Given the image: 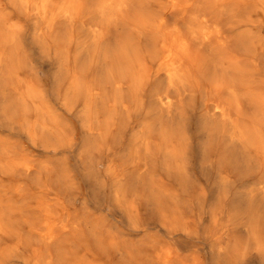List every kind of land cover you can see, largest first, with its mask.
<instances>
[{
    "label": "bare ground",
    "instance_id": "obj_1",
    "mask_svg": "<svg viewBox=\"0 0 264 264\" xmlns=\"http://www.w3.org/2000/svg\"><path fill=\"white\" fill-rule=\"evenodd\" d=\"M20 100L0 264H264V0H0Z\"/></svg>",
    "mask_w": 264,
    "mask_h": 264
},
{
    "label": "rangeland",
    "instance_id": "obj_2",
    "mask_svg": "<svg viewBox=\"0 0 264 264\" xmlns=\"http://www.w3.org/2000/svg\"><path fill=\"white\" fill-rule=\"evenodd\" d=\"M151 19V15L150 18ZM30 24V29L33 27L32 22L29 23ZM29 29V30H30ZM30 58V59H29ZM29 60L27 62L24 63V61L21 59L18 60V63L15 62L16 67H19L22 71H31V70H37V72H50L53 71L54 66L50 64V60L48 58H43L40 57L39 55H37L36 53H29ZM22 62V64H21ZM43 76V73L41 74ZM5 107L7 109L6 113H5V131L4 130H0V134L1 136H4L5 134V146L8 145L9 143L12 144H16V151L22 152V151H29L27 150V148L24 146V140L22 139V137H20L19 134H23L22 130L19 129L17 126L15 125L13 122H19L20 119L24 118V116H28V118L31 119V121H33V115L32 114H27L25 113V109L24 106L21 104V100L15 102V107L10 108L9 106L5 105ZM58 108V107H57ZM59 109V108H58ZM65 112V109L63 110ZM57 114L61 115V113H63V115L66 117V115L64 114V112L62 111H57ZM68 112V111H67ZM60 120V121H59ZM13 123V125H11ZM46 125H51L52 123L47 121L44 122ZM58 125H60L63 134H73V129L71 126V123L66 120L65 118H58L57 120ZM82 124H80L81 126ZM1 126V124H0ZM65 140L67 138H64ZM27 150V151H26ZM30 155H32L31 152H29ZM65 160V159H64ZM124 161L120 158V162ZM75 170L76 171L78 169V166H76L75 164ZM82 169V168H81ZM79 170V169H78Z\"/></svg>",
    "mask_w": 264,
    "mask_h": 264
}]
</instances>
